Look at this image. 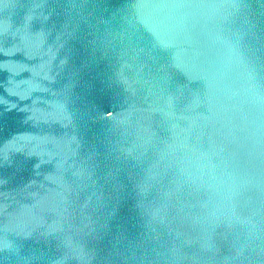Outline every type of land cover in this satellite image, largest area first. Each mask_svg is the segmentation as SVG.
<instances>
[{"label": "water", "instance_id": "obj_1", "mask_svg": "<svg viewBox=\"0 0 264 264\" xmlns=\"http://www.w3.org/2000/svg\"><path fill=\"white\" fill-rule=\"evenodd\" d=\"M0 264H264V0H0Z\"/></svg>", "mask_w": 264, "mask_h": 264}]
</instances>
